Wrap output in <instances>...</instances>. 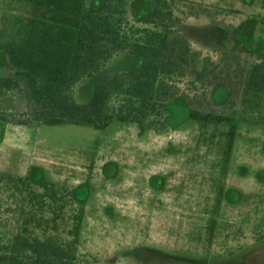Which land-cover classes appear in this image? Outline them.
Masks as SVG:
<instances>
[{
    "label": "rangeland",
    "instance_id": "1",
    "mask_svg": "<svg viewBox=\"0 0 264 264\" xmlns=\"http://www.w3.org/2000/svg\"><path fill=\"white\" fill-rule=\"evenodd\" d=\"M171 1L162 19L218 79L195 90L201 65L189 68L162 127L63 120L27 127L15 143L4 136L1 146L17 145L0 152V172L13 174L0 180V241L27 228L74 245V264H264V122L242 104L264 48L263 0ZM126 7L131 19L148 15L143 0ZM121 56L105 71L126 68ZM22 103L8 92L0 113L20 118Z\"/></svg>",
    "mask_w": 264,
    "mask_h": 264
},
{
    "label": "trees",
    "instance_id": "2",
    "mask_svg": "<svg viewBox=\"0 0 264 264\" xmlns=\"http://www.w3.org/2000/svg\"><path fill=\"white\" fill-rule=\"evenodd\" d=\"M143 1L148 15L131 19L128 0H0V49L12 68L0 76V99L16 92L26 106L20 118L0 113V120L25 126L69 120L95 127L116 120L162 127L189 68L201 65L191 83L195 90L213 85L218 76L209 71L211 59L161 17L173 16L172 1ZM121 51L138 55L139 65L107 73V61ZM90 77L91 99L76 102V84ZM113 99L118 108L111 107ZM242 104L243 113L249 109L253 121L264 122V48L248 69ZM3 176L13 174L0 172V180ZM77 255L70 242L27 228L0 241V264H74Z\"/></svg>",
    "mask_w": 264,
    "mask_h": 264
},
{
    "label": "crops",
    "instance_id": "3",
    "mask_svg": "<svg viewBox=\"0 0 264 264\" xmlns=\"http://www.w3.org/2000/svg\"><path fill=\"white\" fill-rule=\"evenodd\" d=\"M123 52V51H121ZM117 53L115 54L112 58H115L117 59L118 56L120 54H122L121 56V60L125 59L126 60V68H124L123 70H118V71H124V70H129V69H133L135 67H137L140 63V58L138 55H136L135 53L133 52H128V51H124V52H127L126 55H123L124 53ZM124 56V57H123ZM111 58V59H112ZM10 66V65H9ZM8 70L10 71L11 70V66L10 67H0V76H6V74H8ZM108 73V72H107ZM92 80V81H90ZM90 80L89 81H86V80H81L80 82H78L75 86V89H74V95H75V92H78L80 95L84 96V99H87V97H89L86 101L84 102H87L91 99L92 97V92H93V84H94V78L93 77H90ZM81 84V83H85V84H89L91 83L90 85L87 86V89L86 88H83L81 87L80 90H78L77 86L78 84ZM84 84V85H85ZM80 88V87H79ZM36 126H39V125H36ZM27 127H32V126H25V125H17V124H10V123H7L5 121H2L0 120V152H2L3 150H9V151H12L11 149H16V147H13L14 145H17L14 144L15 143V136L23 131L25 128ZM13 135V137H11ZM4 136H8L11 137V139L14 141V143L12 142V140L9 142V148L7 147H3L5 145H2V142L4 141Z\"/></svg>",
    "mask_w": 264,
    "mask_h": 264
}]
</instances>
